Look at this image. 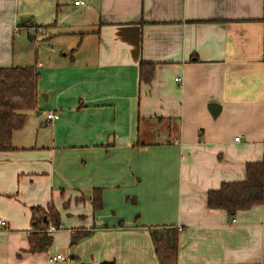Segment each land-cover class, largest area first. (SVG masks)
Returning <instances> with one entry per match:
<instances>
[{"label":"crops","instance_id":"0c3cea01","mask_svg":"<svg viewBox=\"0 0 264 264\" xmlns=\"http://www.w3.org/2000/svg\"><path fill=\"white\" fill-rule=\"evenodd\" d=\"M262 10L263 0H0V68L40 75L36 109L0 152V264H158L149 229L161 227L178 229L177 264H264V197L233 216L206 206L263 155ZM140 63L154 65L149 83ZM37 207L61 225L31 253Z\"/></svg>","mask_w":264,"mask_h":264},{"label":"trees","instance_id":"16d2710c","mask_svg":"<svg viewBox=\"0 0 264 264\" xmlns=\"http://www.w3.org/2000/svg\"><path fill=\"white\" fill-rule=\"evenodd\" d=\"M260 22L264 24V0ZM154 65L140 63V81L149 83ZM38 70L34 66L0 68V152L12 149V135L20 130L26 119V113L37 107ZM264 197V147L259 162L245 165V179L238 182H224L217 189L206 194V206L211 210H221L230 216L261 205ZM94 210L100 208L99 190H94ZM34 232L30 235L29 252H45L52 244L49 225L60 228V216L54 210L45 212L41 208L32 209ZM88 232L77 233L71 238L76 245ZM154 254L158 264H177L178 229L161 227L149 229Z\"/></svg>","mask_w":264,"mask_h":264},{"label":"built area","instance_id":"2783aa9c","mask_svg":"<svg viewBox=\"0 0 264 264\" xmlns=\"http://www.w3.org/2000/svg\"><path fill=\"white\" fill-rule=\"evenodd\" d=\"M73 4L75 6H81V5H84V2L83 1H75ZM58 118H59V114L56 112H49L46 114V119L49 122H53V121L57 120ZM235 140L238 141V138H236ZM6 226H7L6 221L0 219V230L4 229ZM56 230L57 229L54 226L49 225L47 228V233L51 234L52 232H55ZM49 261L50 262L64 261V257H62L61 255H56V256L51 257L49 259Z\"/></svg>","mask_w":264,"mask_h":264},{"label":"water","instance_id":"95a60500","mask_svg":"<svg viewBox=\"0 0 264 264\" xmlns=\"http://www.w3.org/2000/svg\"><path fill=\"white\" fill-rule=\"evenodd\" d=\"M207 108H208V110H209V112L213 118H216L218 116V114L220 112V106L219 105H217L215 103H211L208 105Z\"/></svg>","mask_w":264,"mask_h":264},{"label":"rangeland","instance_id":"374dc122","mask_svg":"<svg viewBox=\"0 0 264 264\" xmlns=\"http://www.w3.org/2000/svg\"><path fill=\"white\" fill-rule=\"evenodd\" d=\"M38 43V42H37ZM26 44H28L29 45V47H31V51L30 52H32V53H34L33 51H34V47H33V44H31V42H26ZM38 44H40V43H38ZM38 44H37V46H38ZM55 49V48H54ZM50 51H51V48H50V46H46V45H43L42 46V53H50ZM51 53H56V51H54L53 50V52H51ZM164 137V136H163ZM158 139H161V137H157Z\"/></svg>","mask_w":264,"mask_h":264}]
</instances>
